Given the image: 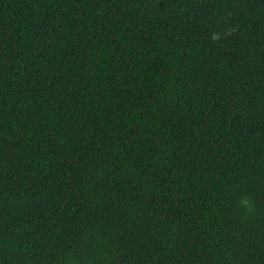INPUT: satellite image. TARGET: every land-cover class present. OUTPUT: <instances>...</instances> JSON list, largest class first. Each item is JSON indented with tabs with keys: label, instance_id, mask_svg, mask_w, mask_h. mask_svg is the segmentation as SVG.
<instances>
[{
	"label": "trees",
	"instance_id": "16d2710c",
	"mask_svg": "<svg viewBox=\"0 0 264 264\" xmlns=\"http://www.w3.org/2000/svg\"><path fill=\"white\" fill-rule=\"evenodd\" d=\"M0 264H264V0H0Z\"/></svg>",
	"mask_w": 264,
	"mask_h": 264
}]
</instances>
